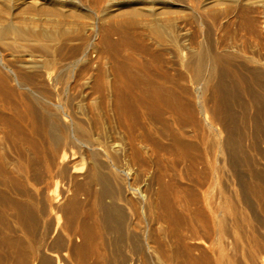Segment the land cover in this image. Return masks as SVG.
Wrapping results in <instances>:
<instances>
[{
  "label": "bare ground",
  "instance_id": "1",
  "mask_svg": "<svg viewBox=\"0 0 264 264\" xmlns=\"http://www.w3.org/2000/svg\"><path fill=\"white\" fill-rule=\"evenodd\" d=\"M0 264H264V0H0Z\"/></svg>",
  "mask_w": 264,
  "mask_h": 264
}]
</instances>
